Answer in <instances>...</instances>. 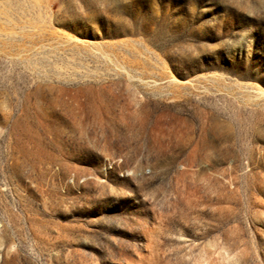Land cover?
<instances>
[{"label":"rangeland","instance_id":"obj_1","mask_svg":"<svg viewBox=\"0 0 264 264\" xmlns=\"http://www.w3.org/2000/svg\"><path fill=\"white\" fill-rule=\"evenodd\" d=\"M0 264H264V0H0Z\"/></svg>","mask_w":264,"mask_h":264}]
</instances>
